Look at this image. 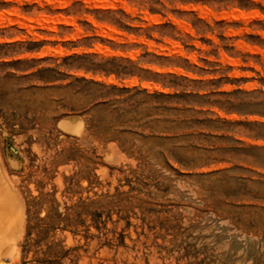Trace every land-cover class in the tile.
I'll return each mask as SVG.
<instances>
[{
  "label": "rangeland",
  "instance_id": "374dc122",
  "mask_svg": "<svg viewBox=\"0 0 264 264\" xmlns=\"http://www.w3.org/2000/svg\"><path fill=\"white\" fill-rule=\"evenodd\" d=\"M0 18V173L25 218L0 224V264H264V0H0ZM163 142L184 163L155 164Z\"/></svg>",
  "mask_w": 264,
  "mask_h": 264
},
{
  "label": "trees",
  "instance_id": "16d2710c",
  "mask_svg": "<svg viewBox=\"0 0 264 264\" xmlns=\"http://www.w3.org/2000/svg\"><path fill=\"white\" fill-rule=\"evenodd\" d=\"M113 73H115L117 76L121 74L120 71H113ZM123 91L128 92L129 90L124 88ZM137 94H143L145 96V99L140 101V102H137L136 107L141 105V104H144V103L147 104L148 103L151 105L152 110L155 112L169 113L171 111H177L176 108H171V107L167 106V104L170 102V100L174 98L173 96H170L167 94H162V93L147 94L144 91L136 92L135 95H137ZM134 96L128 98L127 100L133 99ZM127 100H124L122 102H126ZM103 105H106V103H103ZM153 122L168 125V126H165L161 130L162 133L172 131L173 127L171 125H177V124L182 123V121L172 120V119H169L168 117L162 118V119H156ZM154 129H156V126L154 127ZM254 138L264 139V136L255 135ZM154 139L163 140V141H171L174 138L168 137V136H155ZM156 145L159 147L160 150L157 152V157L154 159L155 164L158 163L162 166H168V160L169 159L177 160L180 163H182V162L184 163V160L177 154V152L173 148H168L164 142L158 143ZM251 149H259V148L252 147Z\"/></svg>",
  "mask_w": 264,
  "mask_h": 264
},
{
  "label": "bare ground",
  "instance_id": "6f19581e",
  "mask_svg": "<svg viewBox=\"0 0 264 264\" xmlns=\"http://www.w3.org/2000/svg\"><path fill=\"white\" fill-rule=\"evenodd\" d=\"M50 2V1H52V0H47V2ZM54 1V0H53ZM105 2V1H104ZM51 3H53V2H51ZM60 5V4H59ZM104 5V4H103ZM111 5V4H110ZM10 11H12V10H10ZM8 13H11V12H8ZM228 13H231V12H228ZM236 13H237V11H236ZM4 14L5 13H3V16H4ZM240 14H242L241 12H239L238 13V19H241L240 18ZM11 15H13V14H11ZM15 15V14H14ZM236 15V14H235ZM234 15V16H235ZM226 16H229L228 14L226 15ZM225 15H224V17H226ZM244 16V15H243ZM6 17V16H5ZM9 17H10V15H9ZM14 17V16H13ZM13 17H10V18H12V20H10V21H12V23H14V19L15 18H13ZM16 17V16H15ZM18 17V16H17ZM59 17V16H58ZM57 16H56V20L58 19H62V18H58ZM62 17V16H61ZM39 18H42V20H44V19H46V18H44L43 16L41 17V16H39ZM52 17H50V19H51ZM1 19V18H0ZM4 19V18H3ZM23 19V18H22ZM232 19H233V17H232ZM237 19V18H236ZM14 20V21H13ZM41 20V19H40ZM41 20V21H42ZM54 20V19H53ZM64 20V19H63ZM1 21H2V19H1ZM9 21V22H10ZM24 21H26V20H24ZM29 21V20H28ZM33 21V20H32ZM40 21V22H41ZM65 21V20H64ZM63 21V23H65ZM16 22V21H15ZM17 22L19 23V21H18V18H17ZM39 22V21H38ZM39 22V23H40ZM49 22L51 23V21L49 20ZM22 23H25V22H22ZM22 23H19L18 25H20L21 24V26H23V24ZM38 23V24H39ZM59 23V22H58ZM69 23V22H68ZM32 24V23H31ZM30 24V26L29 27H33L32 25ZM41 24H42V22H41ZM40 24V25H41ZM56 24V23H55ZM24 25H27V23L26 24H24ZM37 25V24H36ZM43 25V24H42ZM48 25H49V23H48ZM53 25V24H52ZM44 26H45V24H44ZM43 26V27H44ZM51 25H49V27H50ZM26 27V26H25ZM102 27H104V26H102ZM101 27V28H102ZM53 28H55V27H53ZM106 29H107V27H105ZM102 30V29H101ZM103 30H105V29H103ZM102 30V32H104ZM109 30V27H108V29H107V31ZM109 31H111V30H109ZM105 32H106V30H105ZM107 33V32H106ZM106 35V34H105ZM108 35V34H107ZM1 163V162H0ZM2 168V167H1ZM2 174H3V172H2ZM4 175V174H3ZM9 182V181H8ZM7 181H5V176H2L1 175V173H0V224H3V222H5V223H9V222H11V219H10V221H9V218H10V216L11 215H13L14 217H16L17 218V220H18V227H20L21 226V228H22V230H23V220H25V218L23 217V213L24 212H22V210L24 209V207H23V209H19L20 207H19V204H18V206L16 205V206H13L11 203H12V201H10V200H12V199H8V198H11V197H8L9 195L7 194V192H5L6 191V189H5V187L7 186V184H9ZM10 185V184H9ZM8 185V187H9V191H10V194H11V192L13 191V190H10V186ZM2 189H5V190H3L2 191ZM6 193V194H5ZM9 193V192H8ZM6 195H8L7 197L8 198H6ZM13 195V194H12ZM11 195V196H12ZM15 196H16V193H15ZM17 197H18V195H17ZM12 198H13V196H12ZM21 199V198H20ZM18 200V199H17ZM10 201V202H9ZM21 203V202H20ZM14 205H15V203H14ZM13 217V220H12V222H14V220H15V218ZM24 218V219H23ZM19 222L21 223V224H19ZM7 223V224H8ZM9 225V224H8ZM10 226V225H9ZM15 228V227H14ZM25 228V227H24ZM20 229V228H19ZM9 230V229H8ZM15 230H16V228H15ZM7 231V230H6ZM13 232V231H12ZM16 232V231H15ZM4 233H6V232H4ZM3 233V234H4ZM10 233V232H9ZM22 233V232H21ZM5 235V234H4ZM10 235V234H9ZM3 236V235H2ZM5 238V237H4ZM8 238H10V236L8 237ZM8 238H5V240H8ZM11 240V239H10ZM1 241V240H0ZM3 241H4V239H3ZM6 243V242H5ZM1 245V244H0ZM18 245V244H17ZM9 246V245H8ZM3 247V246H2ZM1 248V247H0ZM14 249V248H13ZM7 251V250H6ZM14 251V250H13ZM9 252V251H8ZM1 254V253H0ZM8 256V255H7ZM17 256V255H16ZM1 257V256H0ZM15 259V258H14ZM18 259V258H17ZM12 261V260H11ZM2 262V261H1Z\"/></svg>",
  "mask_w": 264,
  "mask_h": 264
},
{
  "label": "water",
  "instance_id": "95a60500",
  "mask_svg": "<svg viewBox=\"0 0 264 264\" xmlns=\"http://www.w3.org/2000/svg\"><path fill=\"white\" fill-rule=\"evenodd\" d=\"M65 118H74L73 116H68V117H65ZM71 125H73L72 124V122H71ZM62 126V125H61ZM67 126V125H66ZM66 126H62V127H64V128H67ZM72 127V126H71ZM69 128V127H68Z\"/></svg>",
  "mask_w": 264,
  "mask_h": 264
}]
</instances>
